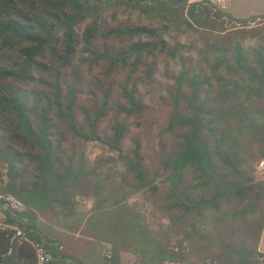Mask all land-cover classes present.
<instances>
[{
    "label": "trees",
    "instance_id": "16d2710c",
    "mask_svg": "<svg viewBox=\"0 0 264 264\" xmlns=\"http://www.w3.org/2000/svg\"><path fill=\"white\" fill-rule=\"evenodd\" d=\"M121 10L136 20L117 22ZM257 20L187 0H0V194L23 203L9 220L52 251L50 264H124V253L135 264L264 263ZM170 29L193 42L170 43ZM82 43L85 69L72 65ZM59 57L71 66H54ZM160 64L174 105L148 160L128 123L142 112L118 86L128 76L139 94ZM90 143L117 155L118 176L107 158H86ZM0 264H36L35 251L0 231Z\"/></svg>",
    "mask_w": 264,
    "mask_h": 264
},
{
    "label": "rangeland",
    "instance_id": "374dc122",
    "mask_svg": "<svg viewBox=\"0 0 264 264\" xmlns=\"http://www.w3.org/2000/svg\"><path fill=\"white\" fill-rule=\"evenodd\" d=\"M232 4L239 7L240 10L244 12H246L247 8L255 9L252 11H261L264 8V0H232ZM222 11L225 12L224 10ZM225 13L233 16L234 10L231 9ZM135 20L136 14L130 11L121 10L117 13V22L119 23L134 22ZM255 23H257V25L261 23L264 24V20H257ZM255 23L251 25L256 26ZM160 27L161 25H159L157 29ZM160 35L170 43H172L174 40H177L182 44H190L193 42L195 36L191 30L187 29H183L180 35L176 34L172 29L168 30L167 32L161 31ZM84 52L85 45L82 43L78 49L74 61L72 62L73 66L85 69V65L82 60L85 55ZM53 65L60 68L61 71H64V69H67L71 66L62 64L60 57L53 62ZM172 69L173 67H170V70ZM139 74L140 73H138V75ZM171 76V74L166 72L165 66L160 64L157 73L153 75V80L155 79L157 81L156 84L153 83L146 85L147 80L144 78V76L140 77V80L143 81L144 84L141 85L142 88L139 94L138 92L137 94H133L131 91L130 85L128 83L129 81L127 82L128 76L124 77L118 86L119 95L125 100L129 101L130 109L133 112H142L140 117L137 116L136 118H131L128 123L130 124V134L142 137L143 148L145 149L146 158L148 160H153L157 136H160L162 133L161 118L168 116L173 109L174 101H172L171 94L165 87V84L169 82ZM213 121L215 122L216 118H213ZM127 142H129V140ZM260 144L264 146V138L261 140ZM255 146L258 148L257 144H255ZM85 156L91 162L97 157L107 158L109 163L106 164L104 170L106 168H110L116 176H118L123 170L121 163L116 162L117 155L109 152L99 143L88 144ZM260 162L257 165V174L258 178L263 179L264 168L260 171L258 170ZM3 173V165L0 162V180L2 181L5 180ZM77 200V208L80 210V213H84L85 211L88 212V209L92 205L90 198H87L79 193ZM104 250L105 247H102L99 250V253L102 254Z\"/></svg>",
    "mask_w": 264,
    "mask_h": 264
},
{
    "label": "built area",
    "instance_id": "2783aa9c",
    "mask_svg": "<svg viewBox=\"0 0 264 264\" xmlns=\"http://www.w3.org/2000/svg\"><path fill=\"white\" fill-rule=\"evenodd\" d=\"M188 4L192 3H209L223 10L225 4L230 0H187ZM264 168V161H261L258 170ZM23 203L12 194H0V231L7 233L11 245L30 244L36 256V264H50L53 258V253L42 242H36L27 235V233L17 224L9 220V216L13 219L18 217V214L24 210ZM103 254L110 258L111 252L109 247H105ZM128 264H135L133 261ZM165 264H180L178 262H166Z\"/></svg>",
    "mask_w": 264,
    "mask_h": 264
},
{
    "label": "crops",
    "instance_id": "0c3cea01",
    "mask_svg": "<svg viewBox=\"0 0 264 264\" xmlns=\"http://www.w3.org/2000/svg\"><path fill=\"white\" fill-rule=\"evenodd\" d=\"M233 9L234 13H233V18L235 19H249L254 17H258V16H262L264 15V8L261 11H252L255 9H248L246 10V12L241 11L239 7L235 6L232 4V0H230L229 2H227L223 8V10L226 12H228L229 10ZM263 179H264V171H263ZM78 210V208H77ZM89 210V209H88ZM80 212V210H78ZM86 212V211H85ZM84 212V213H85ZM77 236V235H76ZM260 252L264 254V230L262 232V236H261V241H260ZM134 261V257L131 254H122V262L124 264H128L130 262Z\"/></svg>",
    "mask_w": 264,
    "mask_h": 264
}]
</instances>
